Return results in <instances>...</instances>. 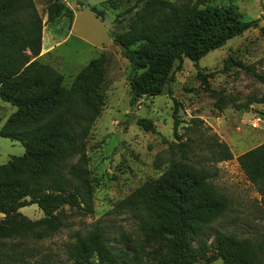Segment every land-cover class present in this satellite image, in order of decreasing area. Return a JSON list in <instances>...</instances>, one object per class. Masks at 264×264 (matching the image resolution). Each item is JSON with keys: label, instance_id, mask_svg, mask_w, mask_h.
<instances>
[{"label": "trees", "instance_id": "1", "mask_svg": "<svg viewBox=\"0 0 264 264\" xmlns=\"http://www.w3.org/2000/svg\"><path fill=\"white\" fill-rule=\"evenodd\" d=\"M113 7L116 0H106ZM204 0H136L128 29L112 33V42L128 61L127 83L130 106L144 97L161 95L173 80L183 59L194 63L209 52L251 28L258 20L242 21L230 8L202 6ZM90 11L100 20L96 8ZM46 22L73 12L56 0L45 8ZM43 21L34 0H0V100L15 108L0 128V137L21 144L24 153L0 165V264H56L49 259H33L29 242L51 237L61 226L59 211L67 206L84 214L93 213V200L86 166V141L100 115L103 97L99 87L104 77L102 58L91 60L74 77L69 88L63 75L41 64ZM245 70L264 85V75L251 67L228 59L224 70ZM197 77L207 85V77ZM211 94L214 96V92ZM264 103V98L259 101ZM215 107L222 110L220 101ZM237 109L246 105H235ZM139 125L156 133L149 120ZM180 120L173 113V135L180 140ZM216 162L231 160L232 154L216 137L208 144ZM180 160L170 162L155 181L144 183L116 206L134 219L141 239L132 252L111 244L97 227L66 247L73 264H148L145 248L162 243L165 255L151 264H194L212 240L214 254L206 263L220 259L223 264H264V240L252 242L217 231L210 225L228 206L227 198L208 181L205 170L186 157L187 143L176 145ZM239 168L256 191L264 197V143L236 158ZM36 205L42 218L30 220L19 210ZM197 243V248L191 246ZM32 258V261L30 259Z\"/></svg>", "mask_w": 264, "mask_h": 264}, {"label": "rangeland", "instance_id": "2", "mask_svg": "<svg viewBox=\"0 0 264 264\" xmlns=\"http://www.w3.org/2000/svg\"><path fill=\"white\" fill-rule=\"evenodd\" d=\"M50 1L34 0L44 23L42 41L53 44L50 53L38 61L62 74V85L69 88L83 67L102 58L104 77L99 93L103 106L86 141L93 213L63 207L58 213L61 228L49 238L28 243L33 249L32 258L73 264L67 260L66 247L75 236L95 227L116 247L122 245L120 237H127L126 248L135 250L141 239L136 223L116 205L144 183L158 179L171 161L180 160L178 143H187V159L205 170L208 181L228 200L226 210L210 225L208 234L222 231L252 242L264 240V197L247 180L236 161L242 153L264 143V103L259 102L264 98V85L245 70L235 67L224 70L225 61L232 59L264 75V0H204L202 6L230 8L242 21L258 20V28H251L228 40L222 48L209 52L197 62V68L189 59H183L181 69L173 72V80L164 85L161 95L144 97L133 107L129 102L128 61L112 42V33L90 8L100 11L115 31H126L134 13L129 9L136 0H116L113 7L106 0H56L75 17L69 20L62 16L55 24L46 22L45 8ZM198 71L206 75V86L198 79ZM217 101L222 110L215 107ZM1 103L4 102L0 100ZM4 104L8 108L0 111V125L10 115V109H14ZM235 105L247 108L237 109ZM175 108L180 120L177 130L180 140L173 135ZM141 119L149 120L156 133L145 131L138 123ZM214 137L229 148L231 160L216 162L208 145ZM13 144L11 147L9 140L0 137V165L13 156L23 155L21 144ZM19 212L30 220L43 217L36 205ZM211 242L206 241L207 250L194 264H207L208 257L215 253ZM191 246L196 249L197 243L191 242ZM145 251L149 253L148 264L158 261L166 252L158 242ZM91 263L97 264L95 259ZM208 264L223 263L217 259Z\"/></svg>", "mask_w": 264, "mask_h": 264}, {"label": "crops", "instance_id": "3", "mask_svg": "<svg viewBox=\"0 0 264 264\" xmlns=\"http://www.w3.org/2000/svg\"><path fill=\"white\" fill-rule=\"evenodd\" d=\"M74 17H75V15H74V13H73V19H74ZM58 20H61V19H57V20H55V22H50L51 24L53 23V24H55V23H57V21ZM73 21V20H72ZM72 23V22H71ZM71 29V25H70V27H69V30ZM52 48H53V44H51L50 43V41L48 42V43H44V40L42 41V44H41V52H40V55H39V57H38V60L40 59V58H42V57H44L45 55H47V54H49L50 53V51L52 50ZM3 102V101H2ZM5 103V102H4ZM2 104L1 103V105H0V111H5V109H7L8 107H7V105H5V104ZM6 104H8V103H6ZM14 108V107H13ZM10 115L12 114V113H14L15 112V108L14 109H10ZM9 115V116H10ZM8 116V117H9ZM8 117L6 118V120L8 119ZM5 120V121H6ZM5 121L3 122V124L5 123ZM3 124H1L0 125V128L2 127V125ZM5 139V138H4ZM7 140H9V139H7ZM10 141V143H11V147H14V144H13V142H15V141H11V140H9ZM18 143V142H17ZM20 144V143H19ZM14 157V156H13ZM10 160V159H9ZM8 160V161H9ZM7 161V162H8ZM3 218V215L2 214H0V220Z\"/></svg>", "mask_w": 264, "mask_h": 264}, {"label": "water", "instance_id": "4", "mask_svg": "<svg viewBox=\"0 0 264 264\" xmlns=\"http://www.w3.org/2000/svg\"><path fill=\"white\" fill-rule=\"evenodd\" d=\"M104 25L106 26V28L110 31V33H114L115 29L113 27V24L110 23L108 20H103ZM133 114H130V117H132Z\"/></svg>", "mask_w": 264, "mask_h": 264}, {"label": "built area", "instance_id": "5", "mask_svg": "<svg viewBox=\"0 0 264 264\" xmlns=\"http://www.w3.org/2000/svg\"><path fill=\"white\" fill-rule=\"evenodd\" d=\"M255 127H256V124H255Z\"/></svg>", "mask_w": 264, "mask_h": 264}]
</instances>
